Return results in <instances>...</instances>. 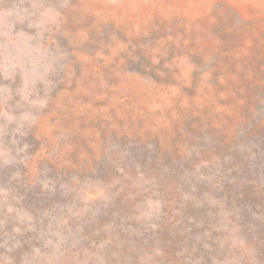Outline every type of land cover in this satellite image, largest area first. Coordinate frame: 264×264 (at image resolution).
Listing matches in <instances>:
<instances>
[{"label":"rangeland","instance_id":"obj_1","mask_svg":"<svg viewBox=\"0 0 264 264\" xmlns=\"http://www.w3.org/2000/svg\"><path fill=\"white\" fill-rule=\"evenodd\" d=\"M0 264H264V0H0Z\"/></svg>","mask_w":264,"mask_h":264}]
</instances>
